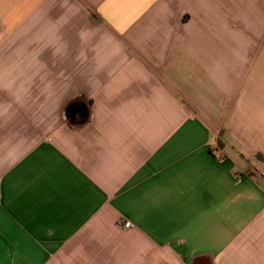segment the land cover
<instances>
[{
	"label": "crops",
	"instance_id": "1",
	"mask_svg": "<svg viewBox=\"0 0 264 264\" xmlns=\"http://www.w3.org/2000/svg\"><path fill=\"white\" fill-rule=\"evenodd\" d=\"M0 264H264V0H0Z\"/></svg>",
	"mask_w": 264,
	"mask_h": 264
},
{
	"label": "built area",
	"instance_id": "2",
	"mask_svg": "<svg viewBox=\"0 0 264 264\" xmlns=\"http://www.w3.org/2000/svg\"><path fill=\"white\" fill-rule=\"evenodd\" d=\"M122 224L126 228H132V227H134V223L131 220H122Z\"/></svg>",
	"mask_w": 264,
	"mask_h": 264
},
{
	"label": "trees",
	"instance_id": "3",
	"mask_svg": "<svg viewBox=\"0 0 264 264\" xmlns=\"http://www.w3.org/2000/svg\"><path fill=\"white\" fill-rule=\"evenodd\" d=\"M76 107H77V104H75V103L73 105H71L69 110H68V113L71 115L75 111Z\"/></svg>",
	"mask_w": 264,
	"mask_h": 264
},
{
	"label": "flooded vegetation",
	"instance_id": "4",
	"mask_svg": "<svg viewBox=\"0 0 264 264\" xmlns=\"http://www.w3.org/2000/svg\"><path fill=\"white\" fill-rule=\"evenodd\" d=\"M70 116L72 117L73 115L71 114Z\"/></svg>",
	"mask_w": 264,
	"mask_h": 264
}]
</instances>
